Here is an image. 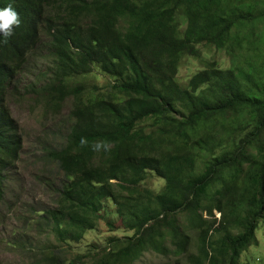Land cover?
Instances as JSON below:
<instances>
[{
	"label": "trees",
	"instance_id": "trees-1",
	"mask_svg": "<svg viewBox=\"0 0 264 264\" xmlns=\"http://www.w3.org/2000/svg\"><path fill=\"white\" fill-rule=\"evenodd\" d=\"M9 3L22 23L0 43V201L23 144L7 97L46 27L54 30L51 78L37 94L56 108L73 98L67 143L53 154L65 179L58 206L45 212L52 228L81 236L112 198L135 234L106 264H132L149 246L166 253L164 227L180 256L191 245L188 227L198 230L191 264H249L240 257L264 220V0H67L61 22L48 14L49 0H0V9ZM87 14L95 20L80 29ZM201 44L226 50L232 68L205 69L182 88V58H200ZM94 64L114 79L103 92L78 81ZM95 141L110 150L92 151ZM150 172L166 182L158 194L142 186Z\"/></svg>",
	"mask_w": 264,
	"mask_h": 264
},
{
	"label": "rangeland",
	"instance_id": "rangeland-1",
	"mask_svg": "<svg viewBox=\"0 0 264 264\" xmlns=\"http://www.w3.org/2000/svg\"><path fill=\"white\" fill-rule=\"evenodd\" d=\"M66 2L61 9L52 6L51 0L47 4L48 14L57 15V22L69 14ZM94 20L93 15L87 14L81 20L77 19L75 24L84 30ZM179 24L181 30L186 28L185 19L180 18ZM53 32V29L43 28L39 44L30 52L27 65L19 75V83L11 88L7 97L8 108L18 121L23 144L18 159L8 170L5 193L0 201V264H106L115 259L113 251L116 245L124 246L135 234L123 223L112 198L103 199L96 226L73 238L58 235L45 213L58 206L60 186L65 179L53 154L67 143L73 102L69 96L60 108H56L46 96L37 94L51 78L49 71L45 70L51 60L49 51L53 47ZM199 49L200 58L185 54L182 58L176 76L182 88H187L190 80L205 69L229 71L232 68V59L226 50L205 44L199 45ZM80 80L93 93L103 92L114 83V79L97 64L81 75ZM35 83L37 87H34ZM150 124V121L140 123L148 130ZM201 168L200 161L197 170ZM165 184V180L155 172H150V177L142 182L143 187L156 194L163 190ZM203 214L208 218L205 212ZM215 215L220 221L221 214L215 211ZM176 217L182 227L189 222L182 212ZM169 230L168 227L162 228L160 232L164 237L159 236L165 239L166 253L149 246L132 264H191V257L199 255L198 230L188 227L191 245L181 256L175 253ZM241 231L243 229L238 228L234 233ZM255 233L257 242L243 252L240 257L242 263L264 264V220L259 222Z\"/></svg>",
	"mask_w": 264,
	"mask_h": 264
},
{
	"label": "clouds",
	"instance_id": "clouds-1",
	"mask_svg": "<svg viewBox=\"0 0 264 264\" xmlns=\"http://www.w3.org/2000/svg\"><path fill=\"white\" fill-rule=\"evenodd\" d=\"M22 21L20 18V14L14 10L11 3H9L6 7L0 9V43H7L9 37L13 35V29L20 27ZM80 146L81 147H88L89 141L86 137L80 138ZM91 150L98 152L101 150L109 151L110 146L109 142L107 141H95L92 142Z\"/></svg>",
	"mask_w": 264,
	"mask_h": 264
}]
</instances>
